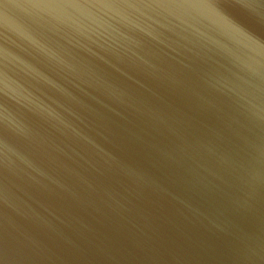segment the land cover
Returning <instances> with one entry per match:
<instances>
[{
	"label": "water",
	"instance_id": "water-1",
	"mask_svg": "<svg viewBox=\"0 0 264 264\" xmlns=\"http://www.w3.org/2000/svg\"><path fill=\"white\" fill-rule=\"evenodd\" d=\"M0 264H264V0H0Z\"/></svg>",
	"mask_w": 264,
	"mask_h": 264
}]
</instances>
